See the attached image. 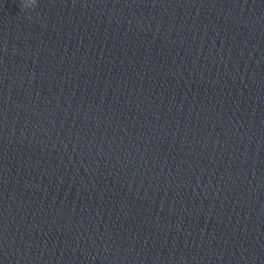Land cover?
<instances>
[{"label":"water","instance_id":"95a60500","mask_svg":"<svg viewBox=\"0 0 264 264\" xmlns=\"http://www.w3.org/2000/svg\"><path fill=\"white\" fill-rule=\"evenodd\" d=\"M0 0V264H264V0Z\"/></svg>","mask_w":264,"mask_h":264},{"label":"clouds","instance_id":"9594fccd","mask_svg":"<svg viewBox=\"0 0 264 264\" xmlns=\"http://www.w3.org/2000/svg\"><path fill=\"white\" fill-rule=\"evenodd\" d=\"M23 10H34L37 5V0H21Z\"/></svg>","mask_w":264,"mask_h":264}]
</instances>
